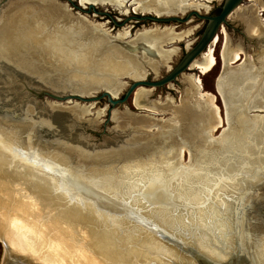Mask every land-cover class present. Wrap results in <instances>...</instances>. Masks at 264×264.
<instances>
[{"label":"bare ground","instance_id":"obj_1","mask_svg":"<svg viewBox=\"0 0 264 264\" xmlns=\"http://www.w3.org/2000/svg\"><path fill=\"white\" fill-rule=\"evenodd\" d=\"M253 1L255 3L242 7L233 17L244 26L245 35L250 40H257L255 59L233 66L243 59L242 41L233 47L227 28L222 32L223 69L216 86L223 100L225 117L217 104L216 94L205 90L201 80V75L211 72L218 64L215 45L220 37L208 56L195 68L201 75L189 74L181 81L186 85V95L180 104L174 105L168 96L165 102L147 104L155 90L140 87L135 92V106L172 111L170 119L161 121L150 115L126 111L113 113V118L120 119L127 128L134 126L145 132L155 128L166 138L176 135V138L190 136L206 140L225 123L233 128L237 126L225 137L230 139L227 142L232 146L239 144L244 148L241 154H234L228 146L222 150L213 149L209 154L201 150L200 163L197 161L185 167L182 158L187 146L180 145L175 159L166 169L154 164L151 169H142L136 178L127 176L122 190L129 200L131 197L136 202L140 200L139 192L150 185L152 196L169 193L176 203L200 204L210 195L215 198L218 192L238 193L243 190L250 183L245 176L236 179L237 175L251 173L255 170V163L264 162V118L258 121L249 115L252 109L264 110V22L259 7L261 0ZM90 3L112 7L121 15L130 13L128 0H80L82 5ZM131 4H135L134 11L156 14L210 8L205 2L192 0H132ZM71 13L52 1L11 0V6L0 12V43L3 42L7 54L11 52V61L19 66L37 72L45 70L61 79L67 77L65 82L60 80L65 86L79 85V82L83 83L81 86L99 84L119 95L128 83L116 80L117 77L139 80L145 79L150 70L158 73L159 67L168 65L176 55L178 50L173 44L191 35L198 27L193 25L177 33L175 26L155 25L137 29L132 36L129 28L133 27H126L115 36H109L103 32L105 24H87L73 18ZM239 131L243 136L247 135V143ZM19 133L17 127L0 126V239L5 246L2 264H29L16 255L13 248L22 253L29 252L37 260L45 258L49 264H101L95 253L102 256L104 264H111L112 252L106 251V246L95 239L108 245V231H118L109 227L106 219L100 220L91 206L79 201L74 170L62 171L59 154L45 155L43 150L23 143ZM254 144L260 147L259 150L254 149ZM194 166L202 172L191 174L189 170ZM262 178L258 176V180ZM147 214L169 231L183 227L186 217L191 220L198 217L204 223L197 238L198 245L216 260L221 258L210 248V240L222 242L225 234L235 231L233 206L222 200L205 209L187 210L186 215L182 209L174 215V210L160 206ZM220 215L225 219L221 220ZM154 240V250L158 251L160 246ZM236 243L235 239L231 242L234 251ZM256 251L260 255L259 264H264V245L257 246ZM171 254L175 256V253Z\"/></svg>","mask_w":264,"mask_h":264},{"label":"water","instance_id":"obj_2","mask_svg":"<svg viewBox=\"0 0 264 264\" xmlns=\"http://www.w3.org/2000/svg\"><path fill=\"white\" fill-rule=\"evenodd\" d=\"M48 1L56 2L55 0ZM204 1L208 4L212 0ZM248 1L250 0H224L221 10L216 14H208L207 11L201 13L200 10L192 9L185 17L171 15L175 13H170L167 16L156 13L154 15L149 14L151 12L144 13L142 16H133L138 20L179 23H187L191 21L193 16H196L205 21L206 24L197 42L191 44L176 65H170V61L168 65L159 67L156 75L159 74V71L166 69L165 75L157 80H149V74L154 72L150 70L145 79L132 80L122 98L105 87L95 88L96 91L102 90V92L99 95H94L90 92L92 89L89 86L80 87L77 83L74 84L75 86H64L60 80L65 82L67 77L61 79L58 75L47 73L45 70L37 72L32 68L19 66L11 61V52L7 54L1 41L0 126L19 128L21 141L43 150L45 155L59 154L62 159V165L60 164L62 171L68 168L74 170L75 192L79 195V201L84 205L91 206L99 219L115 221V224L122 223L125 220L117 221V216H121L119 213L122 212L134 215V218L140 219L141 222H149L150 220L153 227L167 241L176 243L185 252L194 255L199 264H226L222 260L212 258L196 243L193 246H184L175 236L179 229L184 230L182 227H177V231L176 229L168 231L150 216L147 217L140 213L136 207L138 204L144 203L154 209L160 206L175 211V207L178 205H187L176 203L169 193L161 197L152 196L149 192L151 190L150 185L139 192L140 200L137 202L133 200L134 202L129 203V197H125L122 188L128 176L127 172L133 165H154L158 162L157 160L161 158L157 148H155L158 147V142L166 143L167 140L174 142L179 140L181 146L185 145L189 149L191 163L194 164L197 161L200 163L203 150L205 154L206 151L209 154L213 149L222 150L228 146L234 154H241L240 151L244 148L239 144L232 146L230 142L229 144L224 141L229 130L222 132L219 137L215 138L209 135L206 140H203L210 145L209 147L212 146L211 149L206 150L202 145H197L196 142L200 141L197 137L176 138V135H173L172 138H166L158 130L145 132L134 128V126L127 128L120 119L113 118V113L116 111L117 105L124 104L139 87L147 86L145 88L168 91L183 81L208 56L231 18ZM10 6L11 0H0V12ZM95 6L93 3L89 4L91 9ZM1 25L2 22H0V38L2 39ZM244 36L247 42H257V40H250L245 32ZM117 79L123 78L117 77ZM103 98L108 100L110 107L108 108V117L101 128L95 124L97 121L95 118L88 121L83 120L82 117L88 113L93 102ZM73 100L86 103L88 107L85 108L82 104L77 105L78 103L70 106L65 105V103H71ZM148 103H153L150 96ZM140 108H146L149 112L153 111L150 109L151 107ZM256 112L258 113L251 115L252 119L254 117L258 119L260 114L264 116V111L257 110ZM168 119L170 116L167 117ZM111 120H115L116 125L109 127L108 124ZM237 128L236 126L234 129ZM239 132L241 133V131ZM242 137L247 143L249 140L247 135L243 136L242 134ZM194 138L198 140L193 141ZM254 147L255 150L260 148L256 147V144ZM243 155L246 153L243 152ZM243 166L248 167L247 165ZM254 169L251 173H241L244 174L250 184L249 186L245 185L243 190L234 197V202L231 203L234 212L235 234H239L240 239L245 238L247 241L246 244L242 243L241 240L238 243L236 238L235 253L237 256L233 264H259L260 255L256 248L264 245V162L255 163ZM258 176L263 177L261 181L258 180ZM68 178L71 180L70 176ZM255 178L256 183H253ZM247 244L249 247L246 246ZM262 257L264 258V254Z\"/></svg>","mask_w":264,"mask_h":264},{"label":"rangeland","instance_id":"obj_3","mask_svg":"<svg viewBox=\"0 0 264 264\" xmlns=\"http://www.w3.org/2000/svg\"><path fill=\"white\" fill-rule=\"evenodd\" d=\"M55 1L59 5L65 6L69 12H72L73 14L71 13V15L73 18H76L81 21H85L87 24H95V23H98L100 25L105 24L103 28V32L108 34L109 36H115L119 31H123L124 29H126V27H133V28H129L130 35L132 36V34L137 29H141L143 27L148 28V27H153L155 25H160L164 27L166 25H169V26H175L176 32L179 33V32L189 29L193 25H198V27L194 30V32L191 35L184 37L182 40L177 41L173 44V47L174 46L177 47L178 51L176 52V55L170 62V65L172 66L176 65L181 60V58L185 54L186 50L191 46V44L193 45L197 42L199 37L202 35L203 29L206 24L205 21L200 20L196 16H193L191 21L187 23L153 22L151 20H138L137 18H134L133 16H142L144 13L147 14L151 11L149 12L134 11L135 4H131L132 0H128L129 6H127V8L130 10V13L128 15H121V13L118 10H114L112 7H103V6L96 5L95 8L91 9L89 8V4H86V5L80 4V0H73V1L55 0ZM192 1L205 2L204 0H192ZM223 1L224 0H212L211 2L208 3L210 5V6L208 5L210 8L200 9V12L205 13L207 11L206 13L208 14H216L218 13V9L221 7ZM253 3H255V1L250 0L243 6V8L250 7ZM256 3L258 2L256 1ZM259 5L258 6L262 8L261 21L264 22V0H261V2H259ZM192 9L194 8H190L185 11L180 10L177 13L175 12V14H171V15H178V16L185 17L186 14ZM149 14L154 15V12H151ZM168 14L166 13L161 16H167ZM95 15H99V16L96 17ZM241 25L242 24L237 22L236 19L232 17L231 20L229 21V24L226 26L228 33L231 36V39H233L232 40L233 44L231 43L233 47H236V45H238V43L242 41V45L240 44L241 45L240 48L242 49L243 59L240 60L239 62L233 63L232 64L233 66L241 65L247 59H253L254 57H256V54L258 53V47H257L256 42H247L245 40V36H244L245 28L243 25H242L243 27ZM218 42H217V45H215V53H216V57L218 58V64L216 65V67L211 72L205 75H201V73L197 69H194L190 74H194L195 76L201 75L203 88L207 91H210L216 94L217 104L222 109V114L225 117V109L223 105V100L220 97V94L218 93L217 86H216L217 78L223 69V60L221 58V50L224 44V35L222 34L220 35V39ZM168 47L171 48L172 46L169 45ZM166 73H167L166 69L162 70V73L161 71H159V74L157 75L155 72H152L149 74L148 79L157 80V79H160ZM119 81L128 83L125 89L119 94V97L122 98L124 94L126 93L128 87L132 83V79L123 78V79H119ZM181 83L182 82L178 83L177 85H175L176 87L174 86L168 91L153 88L155 90L154 91L155 93L152 96H150L151 100L165 102L167 98L169 97L171 98V100H173V104L175 103L174 105L180 104L181 100L186 95L183 89L185 86L181 85ZM82 84H83L82 82H79L80 87H84V86L86 87V85L81 86ZM164 86H167V85H164ZM89 87L92 88V90L90 91L92 94L99 95L102 92V90L96 91L94 88H99L103 86L102 85L100 86L99 84L98 85L93 84V85H90ZM134 95H135V92L126 100L124 104L117 105V107L115 108L116 111H128L133 114L150 115L151 117L157 118V119L158 118L167 119L168 116L172 115V111L161 112V111L156 110V111L149 112L148 109L146 108H140V107L135 106ZM202 101H204V99ZM76 103H78L77 105H81V104L84 105L85 108L88 107L86 103L76 102L75 100H73L71 103H65V105L70 106V105H75ZM109 107H110V104L108 103V100L106 98H103L100 101H95L90 106L88 113L83 115L82 119L90 121L92 118H95L97 120L95 124H98L102 128L103 124L105 123L108 117ZM259 109H263V108L252 109L249 112L250 116L254 113H258L256 112L257 110L264 111V110H259ZM263 118L264 116L260 114L257 120L263 119ZM115 125H116L115 120H111L108 124L109 127L115 126ZM232 129H234L233 125H229L225 123L223 126H220L213 133V136L211 137H215V138L219 137L222 134V132L232 130ZM156 131L157 129L155 128L151 130V132H156ZM224 138H225L224 141L226 142L230 140V139H227L226 137ZM192 140L196 141L198 139L194 138ZM172 141L167 140L166 143L158 142V145H157L158 147H155L157 148L158 153L161 154L159 155L161 158L157 160L158 161L157 163H155L156 166H158L160 169H161V166L164 169H166L167 165L173 162V160L175 159L180 149L181 142L177 140L175 142L173 141L172 143ZM196 143L197 145L198 144L202 145V147H204L206 150H209L212 148V146L209 147L210 145L208 143H205L203 140H200L199 142H196ZM172 144H174L173 147H171ZM184 148H186V150L184 152L182 162L185 167L187 166L190 167L191 166L190 152L187 147H184ZM165 154L167 156H165ZM153 166L155 165H145V166L144 165L143 166L133 165V167H131V169L128 170L127 175L128 176L131 175L132 178H136V176H138L139 173L143 172L142 169L144 168L151 169ZM195 167H198V166H194L193 168L189 170L190 172H192L191 174L202 172L200 171V169H196ZM243 176L244 174H239L237 175L236 179L237 178L241 179ZM253 183H256V178L253 179ZM238 193H235L234 191H231L225 194L218 192V194L215 195V198H214V195H210V197L205 202L200 203V204H195V205L184 204L187 206L178 205L177 207H175L177 210L174 211V215L179 214V210L181 209L184 210L185 215L187 214V210L197 211L201 208L205 209L206 207L208 208V206L211 205L212 203L218 204L219 201L221 202V200L231 204L234 202V197ZM133 200H134V197H131V199L129 200L130 201L129 203L134 202ZM136 207L138 208L140 213H142L143 215L147 217H148L147 213H150L154 209L152 206L146 205L144 203L138 204ZM119 214L121 216L119 217L117 216L118 218L117 221L125 220L124 222L115 224L116 223L115 221L114 222H112L111 220L108 221L109 227H111L112 229H116L118 231V232L108 231L107 238L109 239L111 243L109 242V244L107 245L105 242H103V240L95 239L96 241H98V243H102V245L106 246L105 248L106 251L112 252L111 256L113 257L112 258L113 262L111 264H199L194 255L192 254L190 255L188 252H185L184 249L179 247L174 242L165 241L166 239L162 236V234L160 235V233L156 230V228L153 227L152 222L150 220L149 222H141L140 219L134 218L135 216L132 214L129 215L127 213H122V212ZM196 216H198V214H196ZM221 216L222 215H220L221 220H224L225 218ZM100 220L102 219L100 218ZM184 222L185 224L182 227L184 230H182V233L181 232L177 233L175 235L176 238H179L180 242L184 246H193V244L195 243L198 245L197 238H198V235L203 231L202 224L204 223H202V221H200L198 217H195L194 220L188 219V217H186ZM234 228H235V225H234ZM225 230H226V227H224V231ZM236 238L238 239V243L240 240L241 242L243 241L242 243H245V244L247 243L245 238L240 239L239 234H235V231L233 230H230L229 235H226V234L224 235L222 242H220V240H217V239L210 240L209 236H206L207 240L212 241L209 245L210 248L214 250L216 253H218L219 258H221V260L225 262L226 264H233L237 256L236 253H234L235 251L232 250L231 248L232 246L231 242L234 239L236 240ZM153 240L157 241V245L160 246L158 251L154 250ZM223 240L226 243L228 242V244L225 245ZM246 246L249 247V244H247ZM201 249L203 250V248ZM13 251L16 255L20 256L21 258L26 259V262H28L29 264H49L45 260V258L37 260L33 256H31L29 252L22 253L14 248H13ZM203 251L210 255V252L206 251L205 248ZM170 252L175 253V256L171 254ZM95 255L98 256V258L101 261V264H104L103 260L101 259L102 256H100L97 253H95ZM4 256H5V246L0 239V264H2Z\"/></svg>","mask_w":264,"mask_h":264},{"label":"trees","instance_id":"obj_4","mask_svg":"<svg viewBox=\"0 0 264 264\" xmlns=\"http://www.w3.org/2000/svg\"><path fill=\"white\" fill-rule=\"evenodd\" d=\"M221 10V7L218 9V12Z\"/></svg>","mask_w":264,"mask_h":264}]
</instances>
